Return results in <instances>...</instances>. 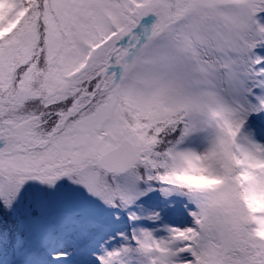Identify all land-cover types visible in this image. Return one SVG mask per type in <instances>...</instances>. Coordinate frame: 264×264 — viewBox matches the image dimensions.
Here are the masks:
<instances>
[{"label": "snow or ice", "instance_id": "snow-or-ice-1", "mask_svg": "<svg viewBox=\"0 0 264 264\" xmlns=\"http://www.w3.org/2000/svg\"><path fill=\"white\" fill-rule=\"evenodd\" d=\"M0 264H264V0H0Z\"/></svg>", "mask_w": 264, "mask_h": 264}]
</instances>
